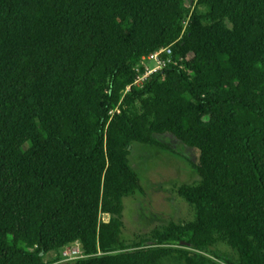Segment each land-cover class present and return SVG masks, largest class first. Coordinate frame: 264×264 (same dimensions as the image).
Masks as SVG:
<instances>
[{"label": "trees", "instance_id": "1", "mask_svg": "<svg viewBox=\"0 0 264 264\" xmlns=\"http://www.w3.org/2000/svg\"><path fill=\"white\" fill-rule=\"evenodd\" d=\"M166 134L199 153V183L178 189L195 218L152 244L264 264V0H0V264L75 242L85 257L59 264L177 253L121 238L122 198L142 192L129 148Z\"/></svg>", "mask_w": 264, "mask_h": 264}, {"label": "rangeland", "instance_id": "2", "mask_svg": "<svg viewBox=\"0 0 264 264\" xmlns=\"http://www.w3.org/2000/svg\"><path fill=\"white\" fill-rule=\"evenodd\" d=\"M143 66L151 69L155 63L145 61ZM156 139L163 143L166 149L137 143H133L129 148L128 164L137 174L142 192L122 198L121 238L128 245L144 242L148 245L146 247L172 248L177 251L172 256L157 257L155 264H225L213 254L185 246L152 244L156 231H161L171 224L186 227L194 221V209L179 195L178 189L183 186L194 187L199 183L194 169L198 164V151L185 146L172 135L156 136ZM108 218L107 214L100 215L101 220L106 221ZM211 250L220 257H235L232 249L221 242L214 243ZM57 257L58 252H49L43 261L45 264L63 263L61 257L59 261Z\"/></svg>", "mask_w": 264, "mask_h": 264}, {"label": "built area", "instance_id": "3", "mask_svg": "<svg viewBox=\"0 0 264 264\" xmlns=\"http://www.w3.org/2000/svg\"><path fill=\"white\" fill-rule=\"evenodd\" d=\"M171 49L170 47L163 48L154 52L148 56H145L141 59L140 63L136 67L135 71L140 73V69H143V73L139 74L134 82L135 86H142V83L146 78L157 71L163 69L167 64L171 62ZM145 61H152L155 63V66L151 69L144 67L143 64ZM61 261H72L76 259L84 258L85 255L81 250V246L78 242H75L71 245L64 247L60 252Z\"/></svg>", "mask_w": 264, "mask_h": 264}]
</instances>
